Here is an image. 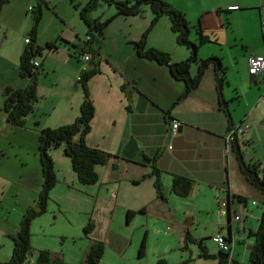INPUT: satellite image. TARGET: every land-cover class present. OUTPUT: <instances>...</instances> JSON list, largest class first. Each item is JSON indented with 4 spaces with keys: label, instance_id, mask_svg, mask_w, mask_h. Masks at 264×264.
Masks as SVG:
<instances>
[{
    "label": "crops",
    "instance_id": "1",
    "mask_svg": "<svg viewBox=\"0 0 264 264\" xmlns=\"http://www.w3.org/2000/svg\"><path fill=\"white\" fill-rule=\"evenodd\" d=\"M37 1L9 0L0 15V240H12L10 236L18 231L23 214L37 201L42 184L37 152L39 131L71 124L78 117L83 92L77 79L97 65L96 73L87 82L95 112L85 143L112 158L106 165L96 167V184L82 186L63 148L52 151L57 183L51 190L48 208L53 203L59 213L63 201L73 199L77 206L81 204L91 214L88 221L94 224L90 236L101 242L97 225L113 223L117 209L125 215L127 226L137 223L139 247L145 240L144 257L154 231L161 242L157 260L176 252L177 263L190 258L188 264H217L215 259L199 258L196 243L187 244V250H183L188 231L193 240H203L210 255L220 251L211 238L223 237L230 259L248 264L254 241L249 232L258 226L261 214L256 208L260 203L264 210V195L245 179L233 142L227 143L225 135L234 127H243L237 144L244 161L258 163L264 173V161L255 157L256 148L264 152V73L251 76L247 71L249 56L264 57V0H164L185 14L191 27L190 41L198 43L197 29L209 38V42L198 46V58L217 57L225 68L221 98L215 69L209 67L198 88L179 102L176 100L185 84L175 79L165 65L139 57L135 49L134 43L151 21L149 8L145 7L141 16L113 19L103 37L92 43L98 57L84 63L79 51L85 47L83 39L88 27L79 13L78 19L69 17L63 0H43L36 37V46L41 50L35 58L39 68L38 101L33 113L25 118V125L15 128L6 123L2 91L5 87L24 89L29 84V79L19 75L18 67L33 21L28 8ZM64 1L67 7L74 4L79 9L88 2ZM46 13H51L57 23L51 29L50 25L43 28ZM114 14V8L103 5L90 17L102 21ZM49 43H54L56 49H47ZM146 44L168 53L173 63L189 56V50L177 44L165 17L150 31ZM196 71L197 65L193 64L190 75ZM172 122L179 123L175 134L171 132ZM152 160L160 171L165 200L159 199L154 188ZM172 176L193 181L189 196L182 198L172 192ZM236 195L245 198V204L239 203ZM127 212L133 214L129 221ZM40 217L31 223V248L35 221ZM151 224L159 225L152 231ZM114 236L119 233L115 231ZM8 249L0 241V258L11 256L12 246ZM48 253L63 260L60 254ZM36 257L37 254L32 264ZM9 259H0V263ZM228 264L233 263L229 260Z\"/></svg>",
    "mask_w": 264,
    "mask_h": 264
},
{
    "label": "trees",
    "instance_id": "2",
    "mask_svg": "<svg viewBox=\"0 0 264 264\" xmlns=\"http://www.w3.org/2000/svg\"><path fill=\"white\" fill-rule=\"evenodd\" d=\"M71 3H76L70 0ZM80 2V1H79ZM78 2V3H79ZM9 3V0H0V15L3 8ZM43 0H38L31 11L33 15L32 26L29 36V43L23 49L19 61V75L29 79V84L24 89H14L5 87L2 91L3 112L6 117V123L11 127L20 128L25 125V118L33 113L35 103L38 101L37 96V74L38 67L33 65L35 58L40 55V48L36 46V37L39 24L42 20ZM111 6L115 9V14L105 20L91 18L90 14L96 11L100 6ZM151 11V21L143 32L140 40L136 43L135 49L137 55L148 60L155 61L160 65L168 67L171 75L185 84L183 93L177 98L176 102L185 99L191 91L198 88L205 71L209 67H214L216 73V85L218 96L221 98V87L226 83L225 68L220 59L214 56L206 59H199L197 49L199 45L209 42V38L204 36L200 29H197L199 36L198 43L195 44L189 39L191 27L184 13L175 9L171 4L164 0H88L86 5L80 9L79 17L88 27L87 34L83 39L85 47L80 51V57L86 52L91 57H98V49L93 46L95 38H102L105 29L118 16H141L144 8ZM79 9V5L74 6ZM167 18L171 32L176 36L178 45L189 50L187 59L173 63L170 55L166 52L155 48L147 47L146 40L150 31L155 27L161 18ZM89 38L85 40V38ZM50 51L55 50V44L49 43L45 46ZM92 59V58H91ZM82 60V59H81ZM248 60V58H247ZM193 64L197 65V71L194 76L190 75V68ZM94 65L91 70L83 72L78 77V82L82 87L83 99L79 108L78 117L71 123L57 128H43L39 131L37 152L41 166L42 184L38 192L37 201L34 206L29 207L23 214L19 223L18 231L15 235L10 236L13 242L12 254L10 259L0 264H24L27 261L31 248V223L37 217L45 214L48 202L50 200V191L57 183L54 162L51 152L63 148V155L69 159L72 172L75 174L77 181L82 186L94 185L98 182L99 176L96 171L97 166L106 165L112 158L106 152L89 147L85 143V137L91 130V120L94 116V106L87 89L88 80L96 73ZM248 69V68H247ZM248 71V70H247ZM264 71L261 73L263 74ZM260 74V75H261ZM259 76V75H257ZM222 103L225 104L223 101ZM233 152L236 156L239 168L248 183L264 195V173L258 163L245 162L243 152L237 144V138L234 139ZM152 160L151 176L154 177V188L161 200H165L163 189L160 181V171ZM193 189V181L184 176L171 177V190L178 196L185 198L189 196ZM239 203L245 204V198L234 196ZM132 212H127V221L132 217ZM94 230L93 222L89 221L84 228L85 235H89ZM249 236L253 238V244L250 248L248 264H264V210L258 220V226L255 231H250ZM226 241V240H225ZM196 243L199 250V258L215 259L217 264H228L229 260L233 264H240L230 259L228 253L219 251L216 255L208 254L203 240L195 241L191 238L189 232H185L183 240V250H187V244ZM104 243L93 241L86 252L82 264H99L104 254ZM145 253V240L143 239L138 250V258H143ZM190 258H187L176 264H188ZM34 264H68L59 257H52L47 251H39ZM154 264H169L165 259H159Z\"/></svg>",
    "mask_w": 264,
    "mask_h": 264
},
{
    "label": "rangeland",
    "instance_id": "3",
    "mask_svg": "<svg viewBox=\"0 0 264 264\" xmlns=\"http://www.w3.org/2000/svg\"><path fill=\"white\" fill-rule=\"evenodd\" d=\"M62 4L63 6H66V12L68 13L69 17L76 16L78 19V10L80 11V9H78L77 12L74 11V4H70V6L68 5L67 7V3L64 0ZM30 14L32 13L30 12ZM52 24L56 25L57 23L52 18L51 13H46L43 20V28L45 29L47 25H50L49 29H51L50 27ZM45 35H48L46 30ZM255 157L260 161H264V152L261 150V148L255 149ZM262 168L264 170V164L262 165ZM51 192L52 191H50V193ZM51 201L52 199L48 202V205L51 204ZM65 202L66 201H63L61 212L58 213V208L52 203V205H50L51 207L48 208L47 206L45 214L35 221L32 234V251L29 254L25 264H32L37 251H40L41 249L47 252L49 251L51 254H60L66 263H83L84 255L90 243L93 242V237L90 236V234L85 235L84 233V228L87 223L89 221L93 222L92 220L88 221V219L91 217V214L90 212H86L85 207L83 206L82 208L81 204L77 206L75 203H73V199L69 201L67 200L66 203ZM249 204H251V201ZM259 207L260 203H258L256 210H258V213L261 214L263 206L260 208ZM52 211H54V213H52ZM82 213H84V215ZM115 216L117 219L113 223L97 225L99 229L97 238L102 239V242L105 246L104 254L99 264L154 263L158 259L160 250L157 247L160 246L161 242L160 240H157V236L154 233L153 228L157 229L159 224L156 226L151 224L150 228L153 232L150 234L148 240L147 254L143 258H138L137 252L141 237L138 238L140 229L138 228L137 223L133 224L132 226H127L125 223V215L122 216L117 209L115 210ZM38 223H42L40 224V227H37ZM115 231L119 233L118 237L114 236ZM87 236L90 238H87ZM0 241L4 245L5 250H9V245L13 247V242H11L12 240L10 241L8 237L1 239ZM172 243L174 244V242H171L170 245ZM240 247L244 248L243 246ZM177 254L178 253L176 252H169V254L165 256V259L169 264H175L179 261ZM8 258H10L9 254L0 259L7 260Z\"/></svg>",
    "mask_w": 264,
    "mask_h": 264
},
{
    "label": "built area",
    "instance_id": "4",
    "mask_svg": "<svg viewBox=\"0 0 264 264\" xmlns=\"http://www.w3.org/2000/svg\"><path fill=\"white\" fill-rule=\"evenodd\" d=\"M74 2L78 3L80 0H73ZM33 9V6H30L28 8V10L31 12ZM89 38H85V40H88ZM25 43L28 44L29 43V38L25 39ZM91 54L86 52L85 54H83L82 56V61L84 63H89L91 62ZM248 74L251 76H257L260 75L263 71H264V57L263 56H255V55H251L248 57ZM33 65L35 67H38V62L34 61ZM78 80V79H77ZM171 132L172 134H175L177 132V128L179 127V123L178 122H172L171 123ZM244 133V128L243 127H234L232 129H230L226 135H225V140L227 143L231 144L235 138H237L238 134H243ZM235 219H238L237 217ZM211 240L217 244V246L219 247L220 251L222 252H228L229 250V246L227 245L225 239L219 235L211 238Z\"/></svg>",
    "mask_w": 264,
    "mask_h": 264
}]
</instances>
